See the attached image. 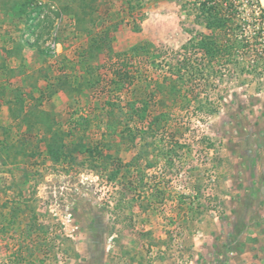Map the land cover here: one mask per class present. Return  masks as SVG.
<instances>
[{
    "label": "rangeland",
    "instance_id": "1",
    "mask_svg": "<svg viewBox=\"0 0 264 264\" xmlns=\"http://www.w3.org/2000/svg\"><path fill=\"white\" fill-rule=\"evenodd\" d=\"M192 1L0 0L4 47L57 8L28 26L69 98L0 120V264H264V0H232L221 37ZM217 35L248 48L174 70Z\"/></svg>",
    "mask_w": 264,
    "mask_h": 264
},
{
    "label": "crops",
    "instance_id": "2",
    "mask_svg": "<svg viewBox=\"0 0 264 264\" xmlns=\"http://www.w3.org/2000/svg\"><path fill=\"white\" fill-rule=\"evenodd\" d=\"M32 24L33 20L30 19L25 28L23 26L25 30L22 29L21 47H16L17 43L13 44L14 37H11L12 46L7 42L4 47L0 42V47H4L7 52L5 53L7 59L4 70L6 75L0 76V120L8 124L12 120L18 121L27 118L31 109L43 111V114L53 123L57 122L58 117L61 116L59 113L65 112L63 105H61V109H58L60 105L56 108L53 102H50L60 95L65 98L68 96L63 92L65 87L60 84L59 79L48 80L45 73H41L44 56L41 47L35 42L38 37L33 33L35 27L29 28L30 26H28ZM27 26L28 28H26ZM2 58L0 53V61ZM58 87H63L64 90L56 92L54 89H59ZM48 101L49 104L52 103L53 107L46 106Z\"/></svg>",
    "mask_w": 264,
    "mask_h": 264
},
{
    "label": "trees",
    "instance_id": "3",
    "mask_svg": "<svg viewBox=\"0 0 264 264\" xmlns=\"http://www.w3.org/2000/svg\"><path fill=\"white\" fill-rule=\"evenodd\" d=\"M231 2L232 0H193L192 5L195 11V18L204 21L207 28L216 32L221 37L220 35H225L226 33V26H229L234 21L237 14L236 7ZM218 35L214 39L202 38L191 49H188V45L192 44L190 40L179 51L173 52V56L177 57L174 61V66L176 63L178 64V67H174L175 69H173L181 72L186 66L187 68H192L193 73L196 72L195 76H202L204 69H201V64L204 66L205 62L208 64L210 60L221 57L223 54H227L228 56L238 47L241 49L248 48L247 44L240 43L241 45H239L234 40H227L225 37V39L219 38ZM261 48V52L264 54V46H261ZM190 50L192 52L196 51L200 56L201 64L197 65L198 69H194L191 61L187 58V53ZM263 54L261 53L262 56Z\"/></svg>",
    "mask_w": 264,
    "mask_h": 264
},
{
    "label": "built area",
    "instance_id": "4",
    "mask_svg": "<svg viewBox=\"0 0 264 264\" xmlns=\"http://www.w3.org/2000/svg\"><path fill=\"white\" fill-rule=\"evenodd\" d=\"M46 5L44 3H38V6L36 7V11L32 14L33 18L36 19L35 21H39L40 19H43L46 15H54L52 17L54 21V27H59L60 22L62 21L61 16L58 14V10L54 5H47L48 7H45ZM59 15V16H58ZM31 18L32 20H34ZM61 50V44L57 39V34L52 31L49 39L47 40L45 44V52L49 57L56 58Z\"/></svg>",
    "mask_w": 264,
    "mask_h": 264
}]
</instances>
